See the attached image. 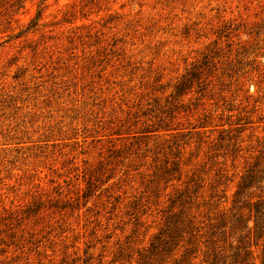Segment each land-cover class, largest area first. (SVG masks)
I'll list each match as a JSON object with an SVG mask.
<instances>
[{
	"label": "rangeland",
	"instance_id": "374dc122",
	"mask_svg": "<svg viewBox=\"0 0 264 264\" xmlns=\"http://www.w3.org/2000/svg\"><path fill=\"white\" fill-rule=\"evenodd\" d=\"M212 260L264 264V0H0V264Z\"/></svg>",
	"mask_w": 264,
	"mask_h": 264
},
{
	"label": "trees",
	"instance_id": "16d2710c",
	"mask_svg": "<svg viewBox=\"0 0 264 264\" xmlns=\"http://www.w3.org/2000/svg\"><path fill=\"white\" fill-rule=\"evenodd\" d=\"M254 182V179H253V176H252V173H248L246 178L242 181V183L239 185V188L238 190L236 191V196H239L241 194V192L248 188L249 186L252 185V183ZM255 209H256V212L259 213V209L258 206H255ZM157 240H160V237H157ZM162 242V240H160ZM163 244H167V241L166 242H163ZM210 264H217V262H215V260H212L210 262Z\"/></svg>",
	"mask_w": 264,
	"mask_h": 264
}]
</instances>
